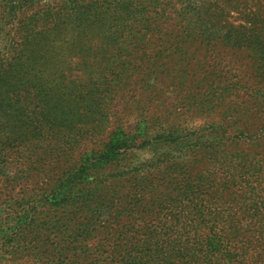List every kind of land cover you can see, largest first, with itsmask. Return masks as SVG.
Segmentation results:
<instances>
[{
  "label": "rangeland",
  "instance_id": "374dc122",
  "mask_svg": "<svg viewBox=\"0 0 264 264\" xmlns=\"http://www.w3.org/2000/svg\"><path fill=\"white\" fill-rule=\"evenodd\" d=\"M6 1L0 51L11 56L13 40L23 49L0 82V264H120L105 261L108 224L88 208L110 193L124 205L135 192L153 206L144 221L164 222V207L186 206L190 190L229 209L225 225H247L230 248L250 239L244 264H264V0H36L40 20L26 35ZM65 3L90 15L49 32L43 13ZM124 138L117 160L48 201L47 191ZM221 152L245 167L234 181L210 166L207 155Z\"/></svg>",
  "mask_w": 264,
  "mask_h": 264
},
{
  "label": "trees",
  "instance_id": "16d2710c",
  "mask_svg": "<svg viewBox=\"0 0 264 264\" xmlns=\"http://www.w3.org/2000/svg\"><path fill=\"white\" fill-rule=\"evenodd\" d=\"M37 5L36 0H8L3 6V10L5 14L16 19L15 24H19L18 27H25L26 35L27 30L35 31L34 25L40 20L39 11L35 10ZM86 6L88 7V5ZM28 12L29 15L26 18L29 20L27 22L18 19L20 14ZM89 15L86 7L79 9L72 4L67 6L65 3L59 12H44L41 20L46 23L49 32L61 34L67 27L64 22L60 21L62 18H64L63 21L82 22L80 25H83ZM30 35L25 36V40L28 41ZM8 47L10 48L6 51H8L7 54L11 53V56L5 57L3 50L0 51V82L2 77L11 76L14 73L15 66L12 62L21 54L23 44L20 45L17 40H13ZM128 144L127 138L112 142L104 153L95 156L90 162L80 165L73 173L61 180L53 190L47 191L49 192L48 201L51 204L59 203L68 196L67 193L71 186L78 182H85L89 170L114 162L117 160L121 148ZM207 156L214 159L210 164L213 170L217 166L225 168L223 170L225 182H229L230 177L233 181L235 180L232 176L233 170L245 169L244 166L236 168L237 156L222 154V152L215 158L212 155ZM208 182L209 177L206 178V183ZM134 193L125 195L124 205L115 203L114 194L110 193L105 198L102 197L103 201H96V205L91 211L88 208L85 212L96 219V224H100V226L106 222L108 224L106 229L109 241L107 239L103 246H111L112 249L105 251L108 254L105 261L119 262L120 264H244L247 261L252 246L250 239L240 245V251L230 248L233 243L241 242V240H235V232L242 233L241 230L246 232L247 225L235 221L225 225L222 219L226 214L229 216V209L210 208L200 204L197 201L198 197L195 196L196 191L190 190L186 191V206L179 208L178 206H166L164 210H167V214L170 216L169 220L149 224L144 221L145 214L150 212L153 206L143 204L142 201L146 200L145 195L135 196ZM89 194L96 196L92 192ZM192 194L194 197H191ZM192 199L196 204H193L194 202L189 204ZM251 210L254 211L252 216L256 215L257 206H253ZM102 215L104 216L99 218ZM103 219L105 220L103 221ZM232 225L234 226L232 233H227L226 226ZM80 227L89 229L90 224L86 223ZM254 228L251 233L257 236L261 235L263 223L255 224Z\"/></svg>",
  "mask_w": 264,
  "mask_h": 264
}]
</instances>
